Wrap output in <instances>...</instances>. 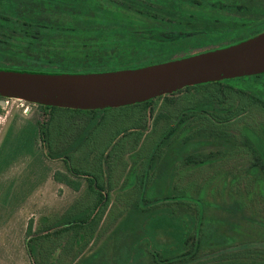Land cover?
<instances>
[{"label":"rangeland","instance_id":"obj_1","mask_svg":"<svg viewBox=\"0 0 264 264\" xmlns=\"http://www.w3.org/2000/svg\"><path fill=\"white\" fill-rule=\"evenodd\" d=\"M17 1L20 16L39 25L29 28L27 20L8 18L0 1V20L4 23L5 15L9 19L7 27L0 23V41L22 47L36 38L42 24L55 33L40 34L42 49L72 58L101 52L95 39L63 33L62 25L67 21L58 7L48 2ZM105 1L133 14L185 28L200 27L196 17L148 0ZM192 8L222 17L264 20V0H200ZM191 35L175 37L188 40ZM107 46L111 51L116 48ZM211 90L204 87L180 93L146 108L133 105L93 112L60 109L54 114L37 105L7 99L8 104L0 109V264H158L152 252L173 245L174 232L152 229L148 224L145 233L137 217L171 208L175 215L191 218L197 206L202 212L198 230L217 242L207 245L198 261L246 251V261L263 262V165L243 129L255 125L262 132L264 116L259 110L238 111L237 103L226 111L215 104L212 114L201 113V105L212 99ZM199 115H214L211 126ZM185 116L193 123V142L205 145L190 164L178 160L170 167L169 177L173 179L160 183L158 189L165 191L156 192L148 207L143 193L151 184L145 178L147 171L154 181L163 165L159 161L150 169L151 154L167 120L178 122ZM255 166L259 172L252 174ZM69 168L96 176L94 183L103 185L104 191H100L110 198L111 209L104 212L102 208L93 224L77 229L73 223L90 222L95 217L98 197L88 190L87 180ZM57 173L80 183V191L57 182ZM178 196L185 203L178 202ZM67 227L71 229L65 231ZM137 251L141 252L139 259L130 261L128 257Z\"/></svg>","mask_w":264,"mask_h":264},{"label":"trees","instance_id":"obj_2","mask_svg":"<svg viewBox=\"0 0 264 264\" xmlns=\"http://www.w3.org/2000/svg\"><path fill=\"white\" fill-rule=\"evenodd\" d=\"M0 1L2 2L1 9L5 14L9 15L8 18L27 20L29 28L39 25L35 20L20 16V5L17 0ZM28 1L48 2L50 5L58 7L61 16L67 21L66 24L62 25L64 27L63 33L81 39H95L96 43H98L96 44L97 49L101 52L72 58L42 49L38 39L40 34L55 33L54 30L45 29L40 24L41 29L36 31V38H31L29 43L22 47L11 46L7 42L0 41V58L5 60V62L0 63V69L39 73H100L136 69L170 62L218 48H225L264 32V20L247 21L245 19L222 17L219 14L203 10H193L194 4L199 5L200 0H148L153 5H159L196 17L200 27L196 25L195 28H185L141 14H133L131 11L123 9L121 5H114L109 2L105 4V0ZM4 18L6 21L3 23L0 20V23L3 24V27H7L9 26V19L6 15ZM188 33L193 34L191 39L180 40L179 37H175ZM108 44L115 45L117 49L114 48L111 51L112 49L107 46ZM102 50L105 51L103 52ZM204 87L212 88V99L210 102L206 101L201 105L202 107L199 109L201 113L212 114L215 104L221 107L222 111H226L237 103L236 109L238 111L243 109L249 113H254L255 110H259L260 114L264 116V75L189 87L170 96H164L137 105H142L143 108H146L156 100H161L162 98L170 99V97L180 93L187 94L192 90ZM39 107L53 114L60 110L59 108ZM1 108L2 105L0 104ZM213 116L199 115L200 118L207 119L209 125L214 120ZM52 120L53 117L51 122ZM174 122V119L167 120L166 126L162 130L163 134L149 159L150 169L159 161H162L163 165L161 171L157 173L156 179H153L154 181L148 177L149 172L147 171L145 178L149 183L151 182L147 192L145 188L143 190V193H146L145 203L147 202V206L156 192L163 193L165 191L158 189L160 183L163 182L164 184L168 178L173 179V177H169L170 167L178 160L183 162L184 165L190 164V161L194 158L193 156H199L200 148L205 145L204 143L193 142V133L190 127L193 123L188 122L186 116L180 118L178 122ZM261 129L262 132H258L256 126L252 125L244 128L243 131L253 145L256 157L263 165L262 171L264 173V126ZM40 134H44L43 127L40 129ZM172 155L178 157L174 160L170 158ZM69 169L74 175L85 178L88 182V190L93 196L98 197L94 207L95 217L90 222L83 220L81 224L73 223L72 227L77 229L93 224L95 222L94 219L102 208L106 212L110 204V198L100 191L103 190V185L101 187L100 183L95 184L96 176L81 174L72 168ZM155 170H157V165ZM251 172L252 174H257L259 168L255 166ZM55 179L75 191H80L81 189L80 183L70 177L60 175V173L56 174ZM181 196H184V194ZM178 202L185 203L183 197H179ZM171 206H173L172 203ZM196 210L195 217L191 218L179 217L174 214L175 210L171 208L155 210L152 213L145 214L142 218L137 217V219H140L138 225L140 223V228L145 233H147L146 226L148 224H151L152 229L162 228L163 230L174 232L175 242L173 245L159 250L158 253L152 252L153 256H155L153 258L158 264H264V261H246V251H235L228 255H221L218 258L198 261L200 257L204 256L203 250L206 246L216 245L217 242L210 241L211 238L209 236L207 239L206 235H201L198 225L202 219V212L199 206H197ZM125 226L129 227L128 225ZM69 228L67 227L65 231H68ZM31 229L30 227V232ZM140 255L141 252L137 251L134 256L131 255L128 258L133 261L135 257L139 259Z\"/></svg>","mask_w":264,"mask_h":264},{"label":"water","instance_id":"obj_3","mask_svg":"<svg viewBox=\"0 0 264 264\" xmlns=\"http://www.w3.org/2000/svg\"><path fill=\"white\" fill-rule=\"evenodd\" d=\"M264 75V32L166 63L100 73L0 69V98L76 111L143 104L189 87Z\"/></svg>","mask_w":264,"mask_h":264},{"label":"built area","instance_id":"obj_4","mask_svg":"<svg viewBox=\"0 0 264 264\" xmlns=\"http://www.w3.org/2000/svg\"><path fill=\"white\" fill-rule=\"evenodd\" d=\"M20 101V100H19ZM0 104L3 105V104H8V100L7 99H1L0 98Z\"/></svg>","mask_w":264,"mask_h":264},{"label":"crops","instance_id":"obj_5","mask_svg":"<svg viewBox=\"0 0 264 264\" xmlns=\"http://www.w3.org/2000/svg\"><path fill=\"white\" fill-rule=\"evenodd\" d=\"M109 209H111V206H110V204H109Z\"/></svg>","mask_w":264,"mask_h":264}]
</instances>
